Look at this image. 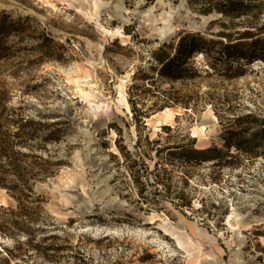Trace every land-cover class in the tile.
<instances>
[{
	"label": "rangeland",
	"instance_id": "obj_1",
	"mask_svg": "<svg viewBox=\"0 0 264 264\" xmlns=\"http://www.w3.org/2000/svg\"><path fill=\"white\" fill-rule=\"evenodd\" d=\"M247 1L229 19L209 0H0V106L41 124L22 151L42 157L20 158L42 165L31 197L0 187V264H264V60L239 74L222 37L264 40ZM186 34L207 52L170 80ZM165 108L182 115L146 126Z\"/></svg>",
	"mask_w": 264,
	"mask_h": 264
},
{
	"label": "trees",
	"instance_id": "obj_2",
	"mask_svg": "<svg viewBox=\"0 0 264 264\" xmlns=\"http://www.w3.org/2000/svg\"><path fill=\"white\" fill-rule=\"evenodd\" d=\"M251 7L250 1L247 0H209V8L206 12L216 11L223 17L236 19L246 16ZM237 34L234 40L231 34L223 33L222 37L227 42L224 47L227 61L237 63L238 72L242 74L245 66L254 63L257 59L264 60V52L254 51L257 44L264 40L247 41L252 38L250 31L237 32ZM201 42L199 34H186L181 37L174 55L161 61L160 74L170 80L183 78L184 73L192 69L189 62L193 55L198 52H207L200 45ZM8 111L12 114L9 115ZM17 111V108L7 110V107L0 106V187L20 204L33 195V186L38 181H42V165H37V162L26 165L20 159L31 158L35 161H42V157L33 152L22 151V149L31 147L29 143L35 138L37 131L34 127L41 126V124L22 115H14ZM260 134H264V129L254 134L253 137L257 138ZM228 146H231V143H228ZM235 147L247 154H253L250 149L241 144H236ZM2 228L0 225V232ZM8 256L13 255L8 252Z\"/></svg>",
	"mask_w": 264,
	"mask_h": 264
},
{
	"label": "bare ground",
	"instance_id": "obj_3",
	"mask_svg": "<svg viewBox=\"0 0 264 264\" xmlns=\"http://www.w3.org/2000/svg\"><path fill=\"white\" fill-rule=\"evenodd\" d=\"M110 34L112 36H118V35H121V32L120 30H116L115 32H110ZM75 83L78 85L79 84V79H76L75 80ZM90 89H92L93 87L92 86H89ZM78 89V93L84 98V99H89L90 97H92V94L88 91H85V89H82L80 88L79 86L77 87ZM182 114L180 112H175L174 110H172L171 108H165L164 110H161L155 114H153L151 117L147 118L145 120L146 122V126L148 127H154L155 129L160 127V126H163V125H167V124H174L175 122V118L177 116H181ZM214 121L215 123L217 122L216 118L214 117ZM207 130V128L204 126V125H200V126H197V127H194L191 131L192 133V138H196V139H199V141H203V140H207V135L205 133V131ZM151 222L152 223H155L157 222L159 219L157 216H152L150 218ZM232 221H233V216H230L228 218V225L230 226V228L238 235L241 234V228H244L246 230L250 229V226L249 225H239V229H237V227H235L233 224H232ZM174 239L177 240V244L179 246L182 245V240L179 236H173ZM241 238V237H240ZM235 243V242H233ZM232 244H228V247L229 249L231 250V252L233 251V254L235 253V251L232 249L233 247H235L234 245ZM238 250V249H237ZM191 261V260H190ZM238 262V263H241V260L239 257L235 258L234 259V262ZM188 264H201V261L200 260H194L192 262H189Z\"/></svg>",
	"mask_w": 264,
	"mask_h": 264
}]
</instances>
